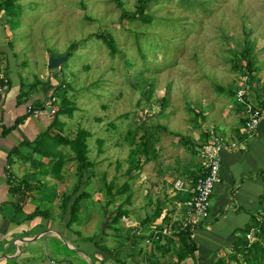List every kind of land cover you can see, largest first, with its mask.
I'll list each match as a JSON object with an SVG mask.
<instances>
[{
    "label": "rangeland",
    "instance_id": "1",
    "mask_svg": "<svg viewBox=\"0 0 264 264\" xmlns=\"http://www.w3.org/2000/svg\"><path fill=\"white\" fill-rule=\"evenodd\" d=\"M120 1L122 7L114 0H15L10 15L0 9V26L10 50L29 68L28 77H38L36 67L47 54L66 55L51 71L58 74L55 82L64 84L53 106L66 95L78 109L60 117L61 135L73 137L78 128L90 132L88 157L96 163L95 185L103 198H111L104 179L113 181L112 191L129 180L131 203L150 205L163 202L158 182L171 187L168 171L182 177L180 170L203 160L206 141L199 135L224 130L216 126L236 103L229 89L242 74L235 65L244 47L256 68L251 77L264 84V0H151L143 11L151 16L146 21L139 17L138 0ZM108 36L115 41L112 53L102 38ZM249 85L255 86L252 79ZM193 108L202 116H194ZM146 131L155 132L148 140L155 158L136 155L130 165L131 148ZM222 134L229 137L230 131ZM58 148L71 154L67 146ZM74 164L67 161L63 170L74 171ZM130 166L132 179L126 174ZM124 197L115 196L112 207ZM249 235L250 241L257 239Z\"/></svg>",
    "mask_w": 264,
    "mask_h": 264
},
{
    "label": "crops",
    "instance_id": "2",
    "mask_svg": "<svg viewBox=\"0 0 264 264\" xmlns=\"http://www.w3.org/2000/svg\"><path fill=\"white\" fill-rule=\"evenodd\" d=\"M7 35L0 26V79H6L0 85V264H214L220 258H227V264H245L240 254L237 259L231 255L237 239L250 237L244 231L250 215L264 209V116L258 134L248 136L242 130V105L235 103L221 113L216 129L224 126L221 133L229 130L226 138L240 147L227 146L221 151L220 181L211 193L208 216L195 230L196 249L185 252L180 250L177 235L184 212L178 202L190 196L188 189L202 172V160L189 166L191 169L180 170L183 178L177 173L170 176L168 171L166 179L172 177L168 181L171 187L156 185L163 202L124 205L127 214L116 224L109 223L119 204L112 207L107 203L109 198H103L102 189L95 185L96 174H92L88 189L82 184L75 191V171L62 168L57 178L31 167L30 157L47 160L32 149L52 118L27 114L25 108L28 104L40 106L51 94L58 98L55 92L64 84L55 82L58 74L51 75L60 67H47L48 54L44 64L36 67L38 77H28L29 68L10 50ZM253 77L250 100L264 104L262 79ZM29 148L31 152L24 154ZM13 151L23 156H12L9 164ZM11 177L29 180L30 186L19 187L21 194L13 193ZM178 178L184 180L186 190L173 189L172 181ZM83 191L87 195L79 200L76 218L70 217L71 204ZM49 210L54 214L45 213ZM169 222V234L146 242L154 230Z\"/></svg>",
    "mask_w": 264,
    "mask_h": 264
},
{
    "label": "trees",
    "instance_id": "3",
    "mask_svg": "<svg viewBox=\"0 0 264 264\" xmlns=\"http://www.w3.org/2000/svg\"><path fill=\"white\" fill-rule=\"evenodd\" d=\"M114 1L119 7H122V2L120 0H114ZM149 1L151 0H138L137 11L139 13V17L144 18V21H146V19H150L151 17L149 14L143 12L147 7V3ZM15 6H16L15 0H0V9L4 10L5 14L10 15L15 10ZM122 14H125V10H122ZM129 17L130 18L133 17V14L130 15ZM108 37H109L108 39L104 37L102 38L105 44L107 45V47L110 48V51L112 53L115 49V41L111 36ZM241 56L243 57L241 61H239L241 57L236 56L238 61L235 66H237L239 69L240 67H242V74H247L248 76L250 74V79H252L251 76L253 75L255 67H254V63H252L253 59L250 55V50L247 49V47H244V51L242 52ZM2 84H4L3 79H0V85ZM229 92L230 94L233 95V99H234L235 88L234 87L230 88ZM161 100H162V104H164L166 101V96L165 97L163 96ZM77 109L78 107L76 106V103L73 102L66 95L61 98L60 104L58 108L55 110V113L53 114L48 130H46L36 138V140L34 141L35 145L33 146L32 149L33 153H37L41 157L46 158L47 160L42 161L31 157L29 161L31 167L34 170H37L40 173L52 172L54 176L60 178L61 176L60 172L64 164L67 161L74 160L75 162L74 171H75V176H77L74 187L75 191L82 184L87 185V183L90 181V178L93 174V168L95 167L96 164L94 161H91L88 157V147L86 143L87 137L90 136V132L88 130L84 128H78L73 137L67 136L65 134L61 135L65 123L63 120L60 119V116L67 115L68 117H71L73 115V112ZM191 111L194 112V116H202L201 110L198 108H193V110ZM18 122L15 125H17ZM15 125L13 127H15ZM52 128L58 130L59 131L58 134L51 135L49 131ZM154 133H155L154 131H146L139 137L138 141L134 143L128 158L130 165L134 160L138 159L135 158L136 155L143 154L147 161L155 158L153 149L151 148L148 141L149 136L154 135ZM209 134L210 132L208 130H204L199 135L200 140H202L203 142L206 141ZM97 141L99 144V148H98V154H99L102 151L101 146L103 140L98 138ZM60 145L67 146L71 154L66 155L65 153H63L58 148ZM14 155H17L19 157L23 156L22 153L13 151L8 158L9 164L12 163V159H13L12 156ZM24 160L27 161L28 159H24ZM132 170L134 169L131 166L126 170L128 179H132L134 177ZM197 176L194 179H196ZM11 179L13 178L11 177ZM28 181H25L23 179L10 180L11 184L13 185V187L10 188L11 192L21 194L22 192L19 190V187L28 188L30 186ZM103 181L106 190L105 193L106 195H109L111 197L109 198L107 203H111L115 196L123 195L124 193L127 192L122 202L115 208L114 214L111 217V220L109 221V223H112L114 225L119 221V219L122 216H124L128 212L127 209L124 208L123 206L127 204L129 205L131 203L132 194L129 191L131 189V184L129 180H126L114 191H112V189L114 188L113 181L106 182L105 179ZM85 195H87V192L83 191L73 200L70 209V217L73 216V218H76L79 200L83 198ZM261 201L264 207V196L262 197ZM158 202L160 203V201ZM160 206L161 205L158 204V207ZM262 214H264L262 210L256 212L255 214H251L247 224L244 227L245 234H249L250 232H253V234L256 235L257 239L254 241H249L247 237L237 239L233 245L234 252L231 255V258L237 259L240 254L245 264H264V216ZM177 235L181 242L180 250L191 253L196 249V243L193 240L194 238H190V234L187 229L181 228L180 230L177 231ZM227 262H228L227 258H220L216 260L214 264H227Z\"/></svg>",
    "mask_w": 264,
    "mask_h": 264
},
{
    "label": "built area",
    "instance_id": "4",
    "mask_svg": "<svg viewBox=\"0 0 264 264\" xmlns=\"http://www.w3.org/2000/svg\"><path fill=\"white\" fill-rule=\"evenodd\" d=\"M3 79V78H2ZM6 82V79L3 80ZM250 76L247 74H240L237 78L235 86L234 101L244 108L245 120L242 130L248 136H256L262 117L264 116V104H256L250 100ZM1 90V87H0ZM56 97L51 94L40 106L28 104L25 108L27 114L33 116L47 115L52 117L55 113L53 103ZM227 136L221 132L211 133L201 149L202 153V172L194 181V184L188 189L190 196L178 202V207L183 208L181 228L187 229L190 238H194L196 228L207 218L209 212V200L213 188L220 181V165H221V151L227 146L234 148L240 147L236 141H228ZM173 189L178 191L186 190L187 187L183 179L178 178L172 181ZM264 213V211H263ZM171 223L165 224L162 228L156 229L153 233L146 237V242L151 239H158L162 234H169ZM248 235V234H247Z\"/></svg>",
    "mask_w": 264,
    "mask_h": 264
},
{
    "label": "water",
    "instance_id": "5",
    "mask_svg": "<svg viewBox=\"0 0 264 264\" xmlns=\"http://www.w3.org/2000/svg\"><path fill=\"white\" fill-rule=\"evenodd\" d=\"M66 55L53 56L49 55L47 58V67L48 68H58L61 63L65 60Z\"/></svg>",
    "mask_w": 264,
    "mask_h": 264
}]
</instances>
